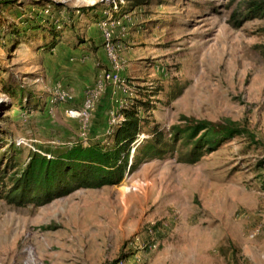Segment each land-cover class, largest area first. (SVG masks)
I'll return each instance as SVG.
<instances>
[{
  "label": "rangeland",
  "instance_id": "obj_1",
  "mask_svg": "<svg viewBox=\"0 0 264 264\" xmlns=\"http://www.w3.org/2000/svg\"><path fill=\"white\" fill-rule=\"evenodd\" d=\"M55 1L73 16L81 7L117 5L111 40L120 46L126 85H105L87 126L67 116L112 67L101 26L110 11H101L107 17L96 30L101 46L93 42L60 61L59 77L52 72L58 54L45 57L35 42L12 47L0 35L3 78L32 87L42 107H19L0 85V138L16 145L25 138L18 145L24 162L41 145L104 139L138 86L156 90L150 118L165 130L186 116L232 120L256 137L234 138L195 164L168 155L145 161L118 185L82 188L42 206L0 200V264H264V58L254 48L264 42V17L231 27L241 0ZM73 20L62 53L77 45L75 34L84 41L92 30L85 16ZM57 84L67 96L51 103ZM110 86L116 101L97 113Z\"/></svg>",
  "mask_w": 264,
  "mask_h": 264
},
{
  "label": "trees",
  "instance_id": "obj_2",
  "mask_svg": "<svg viewBox=\"0 0 264 264\" xmlns=\"http://www.w3.org/2000/svg\"><path fill=\"white\" fill-rule=\"evenodd\" d=\"M46 9L49 14L44 13ZM72 9L55 0H0V35L8 37L12 47L32 41L39 50L51 52L63 41L67 29L74 30V24L66 16L62 17L63 11ZM79 10L85 14L95 11L98 21L104 16L101 10L110 11L113 18L119 16V12L104 4ZM262 17L264 0H241L228 23L239 29L247 21ZM258 31L264 34V28ZM75 37L82 41L76 34ZM254 48L264 58V42L255 44ZM4 68L0 65L3 91L23 109H42L36 91L14 75L3 78ZM137 88L134 97L120 106L118 118L104 139L41 145L31 150L24 162L23 150L10 140L0 138V200L16 206H42L82 188L118 185L145 161L168 155L180 163L195 164L234 138L245 136L255 141L256 136L249 128L232 120L181 116V122L165 130L150 118L151 110L156 107L151 100L156 90ZM142 134L147 137L140 140ZM258 165L264 167V157Z\"/></svg>",
  "mask_w": 264,
  "mask_h": 264
},
{
  "label": "built area",
  "instance_id": "obj_3",
  "mask_svg": "<svg viewBox=\"0 0 264 264\" xmlns=\"http://www.w3.org/2000/svg\"><path fill=\"white\" fill-rule=\"evenodd\" d=\"M114 9H117V5L115 6ZM45 13H49V11L46 9ZM107 15H110V17L103 20L101 22V26L104 30V36H105L104 49L110 59L112 67L110 70L106 71L104 75L98 80L95 88L87 93L83 105L80 109H69L67 111V116L80 118L85 126H87L90 121L91 114L95 109L99 95L101 94L102 90L105 88V85L107 83L119 84V86L124 84L126 85V80L121 75V71L123 70V65L119 56L120 46L114 44L113 41L111 40V34H112L111 32L113 29V25L115 24V21L109 20L112 19V13H109ZM129 94L130 97H134L135 95L132 90L129 92ZM66 96L67 93L62 89V85L57 84L54 86L53 96L50 101L51 103H54L55 101H57V99L59 98L64 99ZM115 121L116 119H114L113 123ZM24 143L27 144L25 138H20L17 144L21 145ZM33 149L37 150L35 148Z\"/></svg>",
  "mask_w": 264,
  "mask_h": 264
},
{
  "label": "crops",
  "instance_id": "obj_4",
  "mask_svg": "<svg viewBox=\"0 0 264 264\" xmlns=\"http://www.w3.org/2000/svg\"><path fill=\"white\" fill-rule=\"evenodd\" d=\"M94 13H95V11H92L89 14L80 13V11H79V14H81V15L73 16L74 13H73L72 10L68 11V12L65 11V16L67 15L66 17L68 18L69 22L73 23L74 26H75V23L73 22L74 21L73 18H78L79 16H85L87 21H91L90 24H89V28L92 29L90 34H88V36L85 37L84 41L75 40L76 43L78 42L77 45H73L72 47H68V50H66L64 53H62L61 51H62V49H64L68 45V44H66V42L64 40V36H63V41H61L51 52H44V51L39 50V49H37L36 52L44 53L45 57L50 56V55L58 54L59 55V57H58L59 61H57V62L60 63V61L66 60V58H69L70 56H74V55L78 56V55H80L79 53H81V50L83 49L82 48L83 46H85V47H88V45L92 46L93 42H95V44L97 46H101L103 38L99 34L96 35V30L98 29L97 27L99 25V21H98L96 15H94ZM91 33H94V35H92ZM21 44L33 45L34 42L30 41L28 43H21ZM21 44H19V45H21ZM19 45H18V47H19ZM102 50H103V48H102ZM64 63L65 62L60 63V68L59 69L54 68L52 70V72L55 75H57V77L63 76L64 70H62L61 68H62V66H64L63 65ZM55 82H61V83H63L65 85L66 82H67V79H64V80H58L57 79V81L55 80ZM116 94H117V92H115L113 90V87L110 86L109 89L106 92H104V94H103V96H102V98L100 100V103H99V106H98V110L96 112L99 113L101 105H103V103L106 102V104H109V103H113L114 101H116V99H115ZM97 127H100V125L95 124V125L91 126L90 132H92V134H94L98 130Z\"/></svg>",
  "mask_w": 264,
  "mask_h": 264
}]
</instances>
